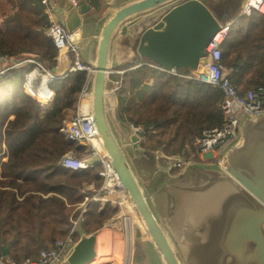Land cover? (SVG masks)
Returning a JSON list of instances; mask_svg holds the SVG:
<instances>
[{
    "label": "water",
    "instance_id": "water-1",
    "mask_svg": "<svg viewBox=\"0 0 264 264\" xmlns=\"http://www.w3.org/2000/svg\"><path fill=\"white\" fill-rule=\"evenodd\" d=\"M105 1L110 11L97 35L87 89L99 140L139 219L130 264H264V112L242 118L220 163L180 167L181 154L141 145L147 128L133 131L121 123L118 96L109 87L113 69L136 57L167 69L199 67L212 37L234 15L215 13L204 0ZM91 8L86 0H67L64 25L88 31L95 17L83 15ZM121 45L129 48L127 58L120 56ZM133 151L152 164L158 179L151 187L133 164ZM99 230L79 224L78 238L54 264H86L97 256Z\"/></svg>",
    "mask_w": 264,
    "mask_h": 264
},
{
    "label": "trees",
    "instance_id": "trees-1",
    "mask_svg": "<svg viewBox=\"0 0 264 264\" xmlns=\"http://www.w3.org/2000/svg\"><path fill=\"white\" fill-rule=\"evenodd\" d=\"M87 1L96 8L101 5V0ZM47 26L41 0H0L2 52L15 58L33 56L55 69L58 49L46 32ZM223 61L234 68L233 82L240 91L264 85V12L253 10L235 18L223 44ZM156 64L143 57L116 76L123 82L122 118L147 128L141 141L145 149H161L188 159L187 145L194 149V139L204 128L221 124L223 93L184 76L190 68H178L180 75ZM31 67L30 63L14 67L0 77V153H6L0 158V255L7 247L6 258L17 263L36 258L41 249L66 237L81 202L94 192L86 184L97 189L103 182L97 167L78 171L59 164L69 150L84 149L68 142L60 129L69 110L76 107L87 73L76 71L55 79V96L43 106L22 87ZM116 210L110 203L92 200L82 223L92 231Z\"/></svg>",
    "mask_w": 264,
    "mask_h": 264
},
{
    "label": "built area",
    "instance_id": "built-area-1",
    "mask_svg": "<svg viewBox=\"0 0 264 264\" xmlns=\"http://www.w3.org/2000/svg\"><path fill=\"white\" fill-rule=\"evenodd\" d=\"M75 4H79L80 0H71ZM44 6V12L48 18L47 34L53 39L58 49V60H66L70 65V73L58 75L45 63L33 56H24L21 58H11L12 56L0 50V60L8 61V67L0 71V77H4L6 72L14 67H20L27 63L32 65L31 69L26 73L22 87L24 91L37 98L41 103L45 104L53 99L55 92L51 87L53 81L59 77H66L76 71H85L87 73V81L83 86L79 98L77 99V111L71 115L61 127V132L71 144L84 146L81 155H77L73 150L65 153L60 160V167L66 170H88L98 168V173L103 178L100 188H95L93 197L87 196L83 202L82 209L78 216L73 219V225L70 234L66 238H60L55 241L54 245L49 248L40 250L36 258H30L17 263L10 261L4 254L0 255V264H54L57 263L68 245L74 241L73 234L77 231L78 225L84 220V213L88 208V202L93 198H106L111 195L110 199L116 194H123L122 199L118 202H129L125 185L122 182L115 167L112 165L109 157L106 156L98 136V130L92 115L90 104L87 106L84 102L90 101V91L87 89L88 80L93 71V66L85 62L81 57L80 39L81 33L79 29L68 30L64 23L59 19L56 9V0H41ZM253 10L264 12V0H245L242 4L241 12L243 14H251ZM231 24L226 22L222 25L210 43L206 47L207 61L200 63L199 67L191 69L184 76L196 78L206 82L214 87L219 88L223 93L222 111L223 120L221 124L206 127L201 135L194 139L196 150L187 145L191 157L194 155L200 157L201 161L217 163L221 162L224 149L233 142L239 132L241 120L246 115H256L264 112V85L258 89H247L240 91L237 84L233 82L234 68L229 67L223 61V44L230 31ZM162 70H166L173 74H180L178 68H164L160 64H156ZM124 69H113L110 75L111 89L119 93L121 80L112 75L123 73ZM45 89L44 93H41ZM45 94V95H44ZM44 95V96H43ZM44 99H46L44 101ZM130 128L135 131L143 129L139 125L130 124ZM194 156V157H195ZM185 159L179 165L183 167L192 158ZM117 200V199H116ZM129 204V203H128ZM126 220V240L128 243V257L125 264H130L131 255V215L125 214Z\"/></svg>",
    "mask_w": 264,
    "mask_h": 264
},
{
    "label": "crops",
    "instance_id": "crops-1",
    "mask_svg": "<svg viewBox=\"0 0 264 264\" xmlns=\"http://www.w3.org/2000/svg\"><path fill=\"white\" fill-rule=\"evenodd\" d=\"M66 1L67 0H56V9H57V14H58V17L59 19L63 22L64 20V6L66 4ZM87 1V0H86ZM245 0H243V3H244ZM89 4H91L89 1H87ZM211 2H213V0H211ZM208 4V1L206 2ZM242 5V4H241ZM92 8L89 12H87L86 14L83 15V17H86V16H90V17H95V22L93 24L90 25L88 31L86 32H83L81 31L80 27L77 28L80 30V33H81V39H80V42H79V45H80V51H81V57L82 59L89 63L90 64V60H92L93 58H95V55H96V46H97V42H98V32H99V29H100V26H101V22L102 20L104 19V17L108 14V12L110 11V7H109V4H107V2L105 0H101V5L99 8H96L93 4H91ZM242 8V7H241ZM241 8L234 14H231L230 16H233L234 15V18H232L231 20H228L226 22H229L231 25L233 24L235 18L240 15V14H243L241 12ZM128 47H125L124 45H121V48H120V56L123 57V58H127L128 56ZM113 50H114V45H113ZM236 56V53L232 54L231 57H235ZM12 59L15 58L14 56L11 57ZM136 60H142L143 61V58L141 57H136L134 58L131 62H126L124 66H121L119 67L121 70L127 66V65H130L132 64L134 61ZM57 67L55 69H52L56 74L58 75H63V74H67V73H70V65L69 63L66 61V60H61L59 61L58 58H57ZM142 63V62H141ZM146 63V62H145ZM226 64V63H225ZM9 65V62L8 61H3V60H0V71L6 67H8ZM128 69H125V71H127ZM124 71V72H125ZM123 72V73H124ZM123 73H118L116 74L119 75V74H123ZM68 76V75H67ZM120 80H121V83H122V78L121 77H118ZM110 84V83H109ZM111 88V87H110ZM121 85H120V89H119V93L117 94L118 96V100H119V107H121V104H122V98H121ZM55 96V95H54ZM54 98V97H53ZM79 98V96H78ZM53 100V99H52ZM52 100L48 101V102H45V104L49 105ZM39 103L43 106H45V104L41 103V101L39 100ZM76 105H77V102H76ZM222 105V104H221ZM76 108V107H75ZM70 112L72 110H69ZM125 122V121H123ZM130 124L131 123H126V125H128L127 127H130ZM130 130V129H129ZM132 131V130H131ZM143 139V138H142ZM84 147V146H83ZM196 150V149H194ZM133 152H138L140 153L139 151H133ZM132 152V153H133ZM195 156V155H194ZM191 157V152H190V157L192 158V160L190 161H199V162H205V161H201L200 160V157L198 156L197 154V157ZM189 157V158H190ZM188 158V159H189ZM4 159H6L4 157ZM196 159V160H195ZM140 171H139V169ZM138 172L139 174L141 175V177L145 178L146 176H150L151 177V173H152V167L151 168H148L147 170H145L141 164L138 165ZM152 178V177H151ZM155 178V182L157 181L158 177H154ZM153 179V178H152ZM89 185H92V184H89ZM95 187V186H94ZM94 192L95 189H94ZM111 195L107 196L105 199L104 198H93L92 200H99L101 201L102 204H105V203H112V205H114V207L117 208L116 212L106 221L104 222V224L99 227V228H96V229H100L99 230V233H98V240H97V254H103L105 256L104 260L103 261H106L108 263L106 264H125V261L128 257V254L125 252L123 258H122V261L121 262H118V261H114V258L113 256H107V254H105V252H102L100 250V238H107V236H109V230H107L106 228L110 225V226H115V228L119 229L118 232H119V235L118 237L119 238H126V231H125V227H126V220H125V214H130L131 215V238H133V223L134 222H138L139 219H138V216H137V213L135 212V210L133 209L132 205H131V202H123V203H120L118 202L120 199H122L123 197V194H119V193H116L111 199H110ZM87 198V197H86ZM85 198V200H86ZM117 199V200H116ZM84 200V201H85ZM90 200V201H92ZM83 201V202H84ZM89 203V202H88ZM129 203V204H128ZM83 204V203H82ZM82 206L81 205V209H82ZM81 211V210H80ZM80 213V212H79ZM78 216V215H77ZM76 218V217H75ZM73 225V224H72ZM80 225H83V223L81 222ZM84 226V225H83ZM105 226V227H104ZM72 228V226H71ZM105 228V229H104ZM109 228V227H108ZM71 230V229H70ZM95 230V229H94ZM70 234V231L68 232L67 236ZM75 234H77V238H78V233L77 231L73 234V237H74V240H75ZM104 235L105 237H100ZM66 236V237H67ZM64 237V238H66ZM117 237V236H115ZM126 240V239H125ZM127 242V241H126ZM52 247V246H50ZM117 252V251H116ZM115 252V253H116ZM112 255H114V253H112ZM131 257V255H130ZM107 259V260H106ZM100 262L102 260H99ZM102 261V262H103ZM95 263V262H93ZM92 263V264H93ZM99 263V262H98ZM97 264V263H96Z\"/></svg>",
    "mask_w": 264,
    "mask_h": 264
},
{
    "label": "rangeland",
    "instance_id": "rangeland-1",
    "mask_svg": "<svg viewBox=\"0 0 264 264\" xmlns=\"http://www.w3.org/2000/svg\"><path fill=\"white\" fill-rule=\"evenodd\" d=\"M112 78H115L116 77V75H112L111 76ZM111 86V83L109 84V87ZM51 87H52V85H51ZM53 88V87H52ZM55 92V91H54ZM35 99H37V98H35ZM89 99H90V97H89ZM38 100V99H37ZM84 104L87 106L88 104H90V101H89V103H88V101H86V102H84ZM45 105H47V104H45ZM91 108V107H90ZM75 111H77V108H75V109H73L71 112H70V115L68 116V118L71 116V115H73L74 113H75ZM117 116L122 120L121 121V123L123 124V125H126V122H123L124 120H123V118H122V112L120 111V108H117ZM67 118V119H68ZM66 119V120H67ZM4 150V149H3ZM77 155H81L82 153H83V151L84 150H76V149H72ZM70 151V150H69ZM188 151V150H187ZM3 154H6V153H4V151H2L1 153H0V158L3 156ZM6 158V157H5ZM2 159H4V158H2ZM196 160V159H195ZM210 162H214V161H210ZM217 163V162H216ZM180 168H178V169H175L174 170V173L175 172H177L178 170H179ZM86 187H89V188H92L93 189V191H94V189L96 188V187H94L93 185H89V184H86ZM88 188V189H89ZM98 189V188H97ZM95 195V192H93V194L92 195H90L89 197L91 198V197H93ZM82 203L83 202H81V205H82ZM112 204V203H111ZM105 227V226H104ZM109 227V228H108ZM106 229L107 230H109V236H107V238L105 237V238H100V250L102 251V252H105V254H107V256H113V258H114V261H118V262H121L122 261V258H123V256H124V254H125V252L127 253L128 251H127V245H126V241L127 240H125V238H117L118 237V235H119V232H118V230L119 229H117V228H115V226H108ZM105 229V228H104ZM115 236H117V237H115ZM117 251V252H116ZM116 252V253H115ZM112 253H114V255H112ZM104 258H105V256H103V257H99L98 259H95V260H93V261H91V262H89L88 264H92L93 262H95V263H93V264H106V263H108V262H106V261H103L104 260ZM111 258V257H110ZM99 260H102L101 262L99 261ZM107 260V259H106ZM99 262V263H98Z\"/></svg>",
    "mask_w": 264,
    "mask_h": 264
},
{
    "label": "flooded vegetation",
    "instance_id": "flooded-vegetation-1",
    "mask_svg": "<svg viewBox=\"0 0 264 264\" xmlns=\"http://www.w3.org/2000/svg\"><path fill=\"white\" fill-rule=\"evenodd\" d=\"M204 1L205 2L208 1V5L211 7V9L215 13H219V14L225 15V16H230L231 14L236 13L242 7L241 4H243V0H213V2H211V0H204ZM131 158H132V162L136 168H138L139 164H141V165L145 164L149 168L152 167V164L145 157H143L141 155V153L133 152L131 154ZM137 159H139L138 164L136 162ZM139 171H140V169H139ZM155 175H156L155 172L152 171L151 177L153 179L150 176H146L145 178L143 177V180L148 187H151L155 183V178H154Z\"/></svg>",
    "mask_w": 264,
    "mask_h": 264
},
{
    "label": "bare ground",
    "instance_id": "bare-ground-1",
    "mask_svg": "<svg viewBox=\"0 0 264 264\" xmlns=\"http://www.w3.org/2000/svg\"><path fill=\"white\" fill-rule=\"evenodd\" d=\"M120 69V68H119ZM129 69V68H128ZM125 70V69H124ZM123 83V82H122ZM85 85V84H84ZM42 92L41 93H44L45 92V89H42L41 90ZM45 95V94H44ZM43 95V96H44ZM46 99H44V101H45ZM76 112V111H75ZM100 237H105L104 235H102V236H100ZM117 238H119V237H117ZM126 245H127V247L129 246L128 245V243H126ZM104 255L103 254H97V256H95L93 259H89L88 261H87V263L86 264H88L89 262H91V261H93V260H95V259H98L99 257H103Z\"/></svg>",
    "mask_w": 264,
    "mask_h": 264
}]
</instances>
